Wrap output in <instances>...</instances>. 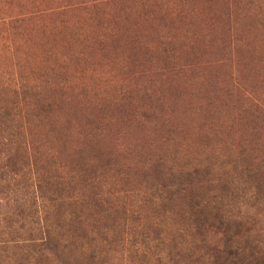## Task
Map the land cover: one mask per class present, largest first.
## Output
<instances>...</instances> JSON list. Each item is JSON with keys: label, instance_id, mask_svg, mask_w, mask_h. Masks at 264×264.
<instances>
[{"label": "rangeland", "instance_id": "1", "mask_svg": "<svg viewBox=\"0 0 264 264\" xmlns=\"http://www.w3.org/2000/svg\"><path fill=\"white\" fill-rule=\"evenodd\" d=\"M0 247L264 264V0H0Z\"/></svg>", "mask_w": 264, "mask_h": 264}, {"label": "trees", "instance_id": "2", "mask_svg": "<svg viewBox=\"0 0 264 264\" xmlns=\"http://www.w3.org/2000/svg\"><path fill=\"white\" fill-rule=\"evenodd\" d=\"M6 167H8V166L6 165L5 168H6ZM2 168H4V167H2ZM11 171H12V170H11ZM12 173H14V172H12ZM21 212L23 213L24 210L20 211V212H19V215L22 214ZM206 222H207V221H206ZM1 249H2V248L0 247V250H1ZM242 253H243L242 251H241V252L238 251V253H234V255H235V257L237 258L238 256L242 255ZM228 254H229V255L232 254V253H231V250L228 251ZM252 255H253V254H251L249 257H251ZM246 258H247V257L244 256V259H245V260H246ZM233 259H234V257H233Z\"/></svg>", "mask_w": 264, "mask_h": 264}]
</instances>
